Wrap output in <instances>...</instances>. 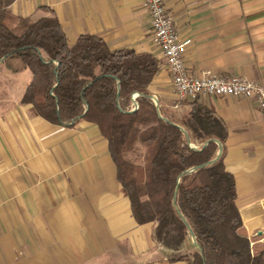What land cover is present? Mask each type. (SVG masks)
<instances>
[{
  "label": "crops",
  "instance_id": "obj_1",
  "mask_svg": "<svg viewBox=\"0 0 264 264\" xmlns=\"http://www.w3.org/2000/svg\"><path fill=\"white\" fill-rule=\"evenodd\" d=\"M188 72L241 76L264 84V0H163ZM11 12L35 20L54 14L69 44L80 35L108 48L149 53L159 70L149 85L173 109L171 75L141 0H21ZM3 65L11 72L5 64ZM23 72V71H22ZM13 73V74H20ZM31 74L0 94V264H187L139 225L121 191L108 143L96 125H53L20 100ZM226 129L224 163L252 253L264 249V114L252 100L202 97Z\"/></svg>",
  "mask_w": 264,
  "mask_h": 264
},
{
  "label": "trees",
  "instance_id": "obj_2",
  "mask_svg": "<svg viewBox=\"0 0 264 264\" xmlns=\"http://www.w3.org/2000/svg\"><path fill=\"white\" fill-rule=\"evenodd\" d=\"M13 2L0 0V63L31 74L20 100L30 114L65 128L80 121L97 126L136 223H153L156 242L172 251L191 249L173 260L264 264V249L252 253L242 231L235 179L224 163L226 129L213 110L198 99L184 101L189 110L180 115L157 110L147 97L159 70L153 55L112 51L92 35L69 44L54 14L18 16L11 12ZM134 93L138 107L131 112ZM211 139L222 154L203 165L218 153Z\"/></svg>",
  "mask_w": 264,
  "mask_h": 264
},
{
  "label": "built area",
  "instance_id": "obj_3",
  "mask_svg": "<svg viewBox=\"0 0 264 264\" xmlns=\"http://www.w3.org/2000/svg\"><path fill=\"white\" fill-rule=\"evenodd\" d=\"M141 5L150 16L155 44L171 75L175 96L173 109L184 101L216 96L252 100L264 114V84L241 76L222 77L210 72L190 74L182 56L185 43L180 42L163 0H141Z\"/></svg>",
  "mask_w": 264,
  "mask_h": 264
},
{
  "label": "rangeland",
  "instance_id": "obj_4",
  "mask_svg": "<svg viewBox=\"0 0 264 264\" xmlns=\"http://www.w3.org/2000/svg\"><path fill=\"white\" fill-rule=\"evenodd\" d=\"M29 71H23L20 74H13V72H9L3 65H0V94L4 92V85L6 84V80L9 79L14 86V89L17 90L19 86H23L22 80L26 79L29 75ZM191 249L189 246L185 245L183 248L175 253L173 256L176 258L178 256H189Z\"/></svg>",
  "mask_w": 264,
  "mask_h": 264
},
{
  "label": "water",
  "instance_id": "obj_5",
  "mask_svg": "<svg viewBox=\"0 0 264 264\" xmlns=\"http://www.w3.org/2000/svg\"><path fill=\"white\" fill-rule=\"evenodd\" d=\"M136 97H137V94H136V93L132 94V96H131L132 101H133V109H132L131 112L135 111V110L137 109V107H138V101L136 100ZM147 97H148L150 100H152V102H153L154 105L156 106V109L158 110V107H159V106H158V100H157L155 97L151 96V95H150V96H147ZM161 118H162V117H161ZM209 141L215 142V143L218 145V153H217L215 159H213V160H211V161H209V162H207V163H205V164H203V165H210V164H212V163H213L216 159H218V158L221 156V154H222V146H221V144H220L217 140H215V139H211V140H209ZM209 141L205 142L204 145H206ZM195 169H196V168H192V169L186 171L184 174H186V173H190L191 171H193V170H195ZM173 203H174V200H173ZM182 221H183L184 225L187 227V229H188V231H189L190 229H189V227H188L186 221H185L184 219H183ZM189 238H190L191 245H192L195 249H199V246H198V244H197L196 241H195L194 235H193L191 232H189Z\"/></svg>",
  "mask_w": 264,
  "mask_h": 264
}]
</instances>
